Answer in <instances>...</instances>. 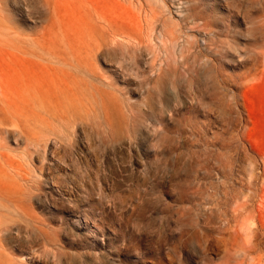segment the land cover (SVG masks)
<instances>
[{
  "label": "rangeland",
  "instance_id": "374dc122",
  "mask_svg": "<svg viewBox=\"0 0 264 264\" xmlns=\"http://www.w3.org/2000/svg\"><path fill=\"white\" fill-rule=\"evenodd\" d=\"M0 264H264V0H0Z\"/></svg>",
  "mask_w": 264,
  "mask_h": 264
},
{
  "label": "bare ground",
  "instance_id": "6f19581e",
  "mask_svg": "<svg viewBox=\"0 0 264 264\" xmlns=\"http://www.w3.org/2000/svg\"><path fill=\"white\" fill-rule=\"evenodd\" d=\"M31 141H34V142H39V139H37V138H31ZM6 157H7V155H6ZM8 160V159H7ZM5 161H6V158H5ZM7 162H11L10 160L9 161H7ZM6 162V163H7ZM10 164H12V163H10ZM13 165V164H12ZM14 166H15V164H14ZM16 167V166H15Z\"/></svg>",
  "mask_w": 264,
  "mask_h": 264
}]
</instances>
